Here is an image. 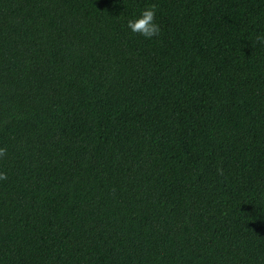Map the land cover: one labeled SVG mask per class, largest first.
I'll use <instances>...</instances> for the list:
<instances>
[{"label":"trees","instance_id":"1","mask_svg":"<svg viewBox=\"0 0 264 264\" xmlns=\"http://www.w3.org/2000/svg\"><path fill=\"white\" fill-rule=\"evenodd\" d=\"M258 35L264 0H0V264H264Z\"/></svg>","mask_w":264,"mask_h":264},{"label":"clouds","instance_id":"2","mask_svg":"<svg viewBox=\"0 0 264 264\" xmlns=\"http://www.w3.org/2000/svg\"><path fill=\"white\" fill-rule=\"evenodd\" d=\"M156 9L155 6L147 7L140 11L138 15H134L127 20V29L133 33L138 34L144 39H152L159 34L160 28L155 21ZM257 41L264 44V36H257ZM3 150L0 149V155ZM3 178V177H0Z\"/></svg>","mask_w":264,"mask_h":264}]
</instances>
